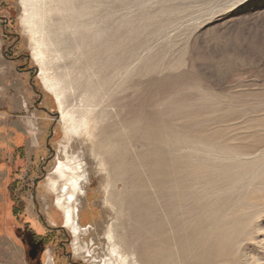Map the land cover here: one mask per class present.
I'll return each mask as SVG.
<instances>
[{
    "label": "rangeland",
    "instance_id": "obj_1",
    "mask_svg": "<svg viewBox=\"0 0 264 264\" xmlns=\"http://www.w3.org/2000/svg\"><path fill=\"white\" fill-rule=\"evenodd\" d=\"M0 3V264H116L111 226L131 264H264V0ZM66 153L78 240L48 184Z\"/></svg>",
    "mask_w": 264,
    "mask_h": 264
},
{
    "label": "bare ground",
    "instance_id": "obj_2",
    "mask_svg": "<svg viewBox=\"0 0 264 264\" xmlns=\"http://www.w3.org/2000/svg\"><path fill=\"white\" fill-rule=\"evenodd\" d=\"M31 0H23L25 4H28ZM34 11L31 17L38 18L40 13L38 8L33 7ZM41 19V18H40ZM44 79V78H43ZM45 85L51 88L47 82ZM61 116L66 124V135L79 134L85 131L88 137H92V133L89 130L88 123L84 119L76 122L72 117H67L61 112ZM80 156L73 157L66 153V161L57 163L53 170V176L48 179L49 188L52 192L57 194L55 206L62 212L63 228L68 229L73 237L78 240L83 231L87 229L80 225V211L78 208V201L82 194H86L83 188V183L87 181L85 176V169L81 162ZM101 163L103 161H100ZM122 191H126L127 184L122 180ZM113 186L114 190H119L120 184ZM108 241L110 243V261L116 262V264H131L133 259L126 254L123 244L118 239L114 226H111L107 234ZM111 264V263H106Z\"/></svg>",
    "mask_w": 264,
    "mask_h": 264
},
{
    "label": "flooded vegetation",
    "instance_id": "obj_3",
    "mask_svg": "<svg viewBox=\"0 0 264 264\" xmlns=\"http://www.w3.org/2000/svg\"><path fill=\"white\" fill-rule=\"evenodd\" d=\"M0 4H1V3H0ZM7 23H8V21H7V22L5 21L4 27L7 26ZM6 57H7L8 59H10L11 62H19V61L25 59L23 55H20V56H18V57L14 56L13 47H11V50L8 51V55H7ZM18 71H19L20 73H22V72H26V73H29V74L32 73V70H30V69H28V68H26V67L19 68ZM31 85H33L32 82H31ZM41 103H42V98H41V96H40V99H39L38 102H37V106H38L39 108H42V107H40V104H41ZM62 228H63V227H62ZM40 253H41V249H40V247H39L38 245H33L32 250H31V258H32L33 260H37V259L39 258Z\"/></svg>",
    "mask_w": 264,
    "mask_h": 264
},
{
    "label": "water",
    "instance_id": "obj_4",
    "mask_svg": "<svg viewBox=\"0 0 264 264\" xmlns=\"http://www.w3.org/2000/svg\"><path fill=\"white\" fill-rule=\"evenodd\" d=\"M6 22H7V20H6ZM17 38L19 39L20 37L17 35ZM11 50V47L9 48V51ZM29 58V57H28ZM34 71H35V73H38V70H37V68H35L34 69ZM64 229V228H63Z\"/></svg>",
    "mask_w": 264,
    "mask_h": 264
}]
</instances>
